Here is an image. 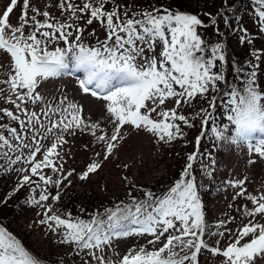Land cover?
I'll list each match as a JSON object with an SVG mask.
<instances>
[{
	"label": "snow or ice",
	"instance_id": "obj_1",
	"mask_svg": "<svg viewBox=\"0 0 264 264\" xmlns=\"http://www.w3.org/2000/svg\"><path fill=\"white\" fill-rule=\"evenodd\" d=\"M235 2L220 0L215 13L205 11L201 18L200 13L181 10L175 0L147 6L136 0H59L61 19L47 7L44 11L30 8V0H22L19 24L14 26L10 14L19 4L10 0L0 9V51L10 57L11 68L7 79L0 80V85H6L0 87V101L7 105L0 106V176L14 173L17 178L0 197V207H7L24 191L17 207L42 210L37 212L42 218L36 223L52 234L56 244L71 249L73 264L77 257L79 264H200L205 251L222 257L220 264L264 260V222H260L264 194L247 193L246 178L226 181L232 189H239L233 202L243 198L251 204L242 208L228 205L247 220L242 219L235 232L227 225L236 223V216L226 215L214 224L206 220L201 195V190L210 192L209 184L218 175L213 153L200 150L205 135L210 133L217 147H246L249 154L264 160V86L258 84L264 50L252 47L255 36L242 25L239 14L251 11L264 34V0H249L250 7L244 9L236 8ZM94 23L106 33L104 39L97 37L95 29L88 31ZM221 23L231 32H239L241 46H249V58L243 64L231 60L233 81L225 72L229 57ZM208 28L221 39L207 42L201 30ZM90 37L96 38L95 43L86 42ZM158 43L162 48L157 56ZM63 76L75 77L81 93L103 102L100 118L86 116L83 105L65 92L51 99L41 93L44 82ZM197 96L208 100L211 111L201 108L195 117H201L202 125L210 124V128L195 137V149L187 155L180 178L166 192L157 194L131 183L127 198L114 206L92 212L77 206L87 218L56 207L62 204L73 175L87 181L102 166L99 159H93L79 173L66 169V156L72 153L63 149L69 138L90 136L83 149L100 146L101 151L94 155L103 161L141 131L152 134L157 145H170L184 138L181 125L194 127L191 120L195 117L178 110L191 105ZM170 99L174 107L163 109ZM218 107L227 123L217 121ZM198 160L200 182L194 173ZM247 163L257 160L249 158ZM133 190L142 196L134 195ZM131 236L151 237L147 244L152 249L142 246L120 256L117 244ZM225 236L229 240L226 246L216 239ZM0 264L46 262L0 225ZM47 264L68 261L61 257Z\"/></svg>",
	"mask_w": 264,
	"mask_h": 264
},
{
	"label": "rangeland",
	"instance_id": "obj_2",
	"mask_svg": "<svg viewBox=\"0 0 264 264\" xmlns=\"http://www.w3.org/2000/svg\"><path fill=\"white\" fill-rule=\"evenodd\" d=\"M138 1L141 0H136V2ZM8 2H10V0H0V9L6 7ZM77 2L81 3L82 0H77ZM58 3L59 0H30V8L38 7L41 11H44L47 7L51 15L60 18L59 15L61 12L57 7ZM236 3L238 4L237 7L235 6L236 8L244 9L250 7L249 0H236ZM18 4L19 6L10 14V23L14 26H18L19 24L18 18L22 9V0H18ZM49 5H51V7H48ZM239 14L242 17V25L249 30V33L255 36L252 47L264 50V34L259 32L257 28L258 23L255 24V20H253L256 16H254L251 11L247 13L241 11ZM29 15H32L30 10ZM39 18L43 19L42 17ZM220 28L226 34L223 37V42L225 43L226 54L229 57V63L225 67V72L227 73V68L231 66L232 59H237L238 61L240 59L241 62V60L249 58V46H241L239 44V32H231L230 29L223 30L224 26L222 23L220 24ZM93 29H95L97 37L100 39L105 38L106 33L98 23H94L88 27L89 32ZM208 29L201 30L204 39L208 37H211V40L214 39L215 41L221 39L217 37L215 33L211 32L212 28L210 32ZM95 39V37H90L86 42L95 43ZM161 48L162 45L158 43L155 53L157 56ZM9 71H11L10 57L0 51V80L7 79V73ZM0 87H6V85H0ZM40 91L42 94H46L49 99L58 92H65L69 98L75 99L76 102L83 105L84 114L86 116H91L93 120H96L102 115L103 102L92 98L90 95L81 93L75 77L63 76L61 78L51 79L43 83ZM0 106L7 105H3V102L0 101ZM172 107H174V100L171 99L162 106L165 110L171 109ZM190 109L189 105H182L179 110L187 111ZM36 110H38V108ZM153 119H158V117L153 114ZM196 132L197 128L191 129L189 133L191 140L195 138ZM91 139L92 138L87 134L77 136L75 139L69 138V145L64 146L63 150L65 152L70 150L72 153V155L66 156V169L74 168L76 172L79 173L84 170L86 165L93 159H99L102 165L95 174H90V178L87 181H80L77 175L71 177L72 184L64 190L63 198L70 196L69 205L65 206L63 203L65 209L62 210L64 211L71 209L73 204L76 205V208H79L77 206H81L88 209V212L96 210V205L98 207L114 206L116 203V196L125 194L128 189V184H147L157 180H165L168 177V172H171L174 166L179 162L178 158L180 157V153L185 152V149H192L195 143L194 139L193 142H191L192 144L187 147H180L176 142L170 145H157L152 134L141 131L138 135L132 134L126 139L123 146L116 154L109 160L103 161L102 158H96L94 155L96 151H101L100 146L92 148L90 145V150L86 151L83 149V145L85 143H90ZM222 153L223 170L219 176V188L210 202L211 213L206 212V217L208 220H212L210 223L214 224L216 221L224 219L226 215L236 216L237 222L227 225L228 228L235 232L239 222L242 219L244 222H247V220L236 212L235 207L229 208L228 205L234 203L242 208L245 203H247L249 207H251V204L250 202L244 201L243 198L233 202L232 196L235 194V191L239 189H232L226 184V181L229 179L246 178L244 187L247 193L254 195L264 194V160L259 159L254 153L249 154L246 147L228 145ZM249 158L256 159L257 163L249 165L247 163ZM125 165L128 167L125 168ZM48 174L51 173L49 172ZM125 177H127V179H125ZM16 178L14 173L0 176V196L3 193L7 194L16 181ZM221 181L225 183L222 185ZM65 183L67 182L65 181ZM52 191L54 192L55 189ZM15 202L12 201L11 203L13 204ZM47 203L51 204L52 201L49 200ZM11 207L14 208L13 206ZM77 210L75 211L76 213H78ZM37 212H42V210L38 207L28 208L24 214L17 215L12 219L6 214V210H4L0 213V225L5 226L16 235L27 250L43 261L48 262L49 258V261L59 260L63 257L68 261V264H73L71 249L67 246L56 244L52 234L47 233L42 226L36 223L37 219L42 218L37 217ZM260 222H264V219H261ZM150 238L149 236L122 238L116 246L117 252L122 256L123 254H127L130 249H138L142 246L151 250L153 246L147 244V240ZM216 239H220L224 246L229 242L227 236L223 238L217 237ZM159 246L160 245H156V247ZM68 253V256L65 255ZM54 257H59V259H53ZM222 259L223 258L220 256L212 257L210 253L205 251L200 256V264H220ZM75 264H79V257L76 258ZM257 264H264V260L258 258Z\"/></svg>",
	"mask_w": 264,
	"mask_h": 264
},
{
	"label": "trees",
	"instance_id": "obj_3",
	"mask_svg": "<svg viewBox=\"0 0 264 264\" xmlns=\"http://www.w3.org/2000/svg\"><path fill=\"white\" fill-rule=\"evenodd\" d=\"M170 0H141L136 2L137 4L141 5V6H147L149 4L152 3H169ZM175 3L177 5L180 6L181 10H186V11H190L192 13H200L201 17L203 12L205 11H211V12H215L217 10V8L220 6V0H175ZM235 6L237 7L238 4L235 2ZM110 7V5L108 6ZM61 19H63V17L61 16V14L59 15ZM255 16V15H254ZM253 16V17H254ZM253 20H255V24H257L258 22V18L254 17ZM81 23H83V21H81ZM222 28V27H221ZM258 28V25H257ZM211 29V28H210ZM210 29H208V31L210 32ZM226 28H224L223 30H225ZM211 32L214 33L213 29H211ZM205 40L209 43L214 42L215 40H211V37L205 38ZM243 60L239 59V62L241 64H243ZM217 64H219V62H217ZM263 65V66H262ZM264 63L261 64L260 66V71L258 73V84L261 86H264ZM218 70V69H217ZM227 79L229 81H233L235 79V74L232 71V67L229 66L227 68V73H226ZM211 94H209V99H210ZM189 108H191L190 110L187 111H181L178 110V112L189 116V117H195V113L198 112L201 108H209L210 106L208 104V100L207 99H203L199 96H197L193 103L191 105H189ZM216 118L218 122H224L227 123L226 120V115H222V109H220L218 107L216 113ZM191 122L194 124V127L192 128H186L183 125L182 126V130L184 132V138L183 139H177L176 142L180 147L184 146H190V144H192L191 142H193V140H191L189 133L191 131V129H196L197 128V132H196V136L199 135L201 133V131H208L210 128V124L208 126H203L202 125V119L201 117H195L194 119L191 120ZM230 128L232 127L231 125L229 126ZM195 136V137H196ZM183 149V148H181ZM195 149V143L192 147V149L188 148L185 149L183 153H180V157L178 158V163L177 165L174 166V168L171 170V172H168L169 174L167 175L168 177L165 180H157L155 182L152 183H147V184H136L138 187H146L151 189L152 191H154L157 194H163L164 192H166L168 190V188L174 184V182L180 178L181 172L183 170V168L185 167L186 163H187V155L191 152H193ZM225 147L221 146V147H217L215 146L210 133L209 135H205L202 139L201 145H200V150L201 152H205V151H211L213 153V157L217 159V168H218V175L216 176V178L214 180L211 181V183L209 184V188H210V192L208 194H205L203 190H201V195H202V201L204 203V208H205V216H206V212L207 213H211L210 212V202L212 197L214 196V194L217 192L218 188H219V181H220V174L221 171L223 170V151H224ZM209 161L207 159H205V163H208ZM194 173L197 176V181L200 182L201 181V174L199 171V160L196 162V164L194 165ZM205 183H209L206 179L203 181ZM130 184L127 185V188L129 189ZM127 189V192H128ZM127 192L125 194H120L118 196H116L117 198L115 199V202H119L120 200H125L127 198ZM133 194L140 197L142 196V193L139 192L138 190H133ZM4 195H6L5 193H3L0 197H3ZM19 195V196H18ZM17 195V197H14L10 202L9 205H7V207H0V213L4 210H6V214L9 215L12 219H14L17 215L20 214H24L26 212V210L28 208H24L23 211L20 210V208L17 207L18 204V200L23 199L25 196V192L22 191L21 193H19ZM64 197V195H63ZM12 201H16L15 203H11ZM69 201H70V196L63 198L62 200V204L61 205H57L56 207H59L60 210L62 212H67L66 210H62L65 209V207H63V203L65 204V206L69 205ZM114 201V200H113ZM72 205V204H70ZM11 206H13L14 208H12ZM112 206V205H110ZM108 206V207H110ZM23 207V206H21ZM102 206L98 207L97 205L95 206V209H100L102 210ZM78 209V210H77ZM86 209V208H85ZM77 210L78 213H76L75 211ZM68 211H71L72 214L75 215H83L85 218H87L86 214H81L79 211V208H76V205L73 204L71 209H68ZM88 211V209H87ZM206 220L208 222L212 221V220H208L206 217ZM65 255H69L65 254ZM58 256V255H57ZM50 259V258H49ZM48 259V261H49ZM53 259H59V257H54ZM47 264V262H46Z\"/></svg>",
	"mask_w": 264,
	"mask_h": 264
}]
</instances>
